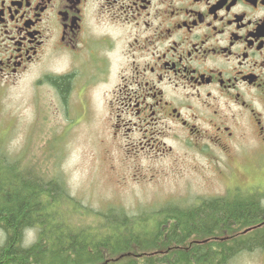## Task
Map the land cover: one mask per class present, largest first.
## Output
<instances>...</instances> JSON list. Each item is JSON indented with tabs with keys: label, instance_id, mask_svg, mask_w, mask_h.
I'll return each mask as SVG.
<instances>
[{
	"label": "flooded vegetation",
	"instance_id": "flooded-vegetation-1",
	"mask_svg": "<svg viewBox=\"0 0 264 264\" xmlns=\"http://www.w3.org/2000/svg\"><path fill=\"white\" fill-rule=\"evenodd\" d=\"M54 62L62 102L117 74L111 126L136 153L171 151L168 130L202 154L248 136L264 150V0H0L1 82ZM231 228L221 245L254 227Z\"/></svg>",
	"mask_w": 264,
	"mask_h": 264
},
{
	"label": "rangeland",
	"instance_id": "rangeland-1",
	"mask_svg": "<svg viewBox=\"0 0 264 264\" xmlns=\"http://www.w3.org/2000/svg\"><path fill=\"white\" fill-rule=\"evenodd\" d=\"M57 67L39 64L14 83L0 80V145L9 158L21 161L46 180H63L71 198L79 201L71 216L76 225L91 228V233L98 231L95 227L102 226L101 222L106 226L98 215L111 206L132 216L133 225H142L154 223L165 208L191 210L206 200L236 194L260 197L264 204V150L252 137L234 142L229 153L209 143L202 154L199 146L173 140L168 130L165 141L171 151L164 155L136 153L111 126L119 104L109 91L114 94L117 74L112 73L109 85L90 90V103H82L76 93L62 102L46 78L56 74ZM224 226L219 243L229 242L237 234ZM246 227L250 226L241 228ZM251 227L248 238L264 232V223ZM5 241L0 230V246ZM37 241L36 231H30L23 247ZM221 264H264V248L238 249Z\"/></svg>",
	"mask_w": 264,
	"mask_h": 264
},
{
	"label": "trees",
	"instance_id": "trees-1",
	"mask_svg": "<svg viewBox=\"0 0 264 264\" xmlns=\"http://www.w3.org/2000/svg\"><path fill=\"white\" fill-rule=\"evenodd\" d=\"M51 81L65 97L69 78ZM31 170L0 145V230L6 235L0 264H53L54 259V264H221L238 249L264 248V232L256 239H235L233 246L217 241L224 225L233 230L232 225L264 223L260 197L236 194L191 210L165 208L154 223L142 225H133L132 216L111 206L98 215L106 226L101 222L91 233L72 222L79 201L71 198L63 180H46ZM34 230L37 244L23 247L25 234Z\"/></svg>",
	"mask_w": 264,
	"mask_h": 264
}]
</instances>
